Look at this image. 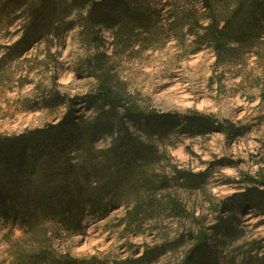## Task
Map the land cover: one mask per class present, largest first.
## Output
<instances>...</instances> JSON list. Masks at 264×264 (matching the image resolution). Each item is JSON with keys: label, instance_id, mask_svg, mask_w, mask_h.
Masks as SVG:
<instances>
[{"label": "rangeland", "instance_id": "1", "mask_svg": "<svg viewBox=\"0 0 264 264\" xmlns=\"http://www.w3.org/2000/svg\"><path fill=\"white\" fill-rule=\"evenodd\" d=\"M26 18L23 8L0 12V137L56 129L72 113L76 122L95 123L103 116L100 95L121 105L113 130L73 152L76 166L92 173L93 187L108 182L107 215L88 211L80 230L62 236L50 228L28 235L0 217V264L44 249L88 264H123L161 245L168 249L154 264H185L205 237L220 244L223 264H264V209L237 207L251 190L264 192V38L221 60L185 31L117 53L110 31L103 30L100 45L75 27L63 39L47 36L22 57L4 59ZM127 109L172 117L177 126L148 135ZM193 116L213 123L192 133L185 124ZM126 131L157 153L114 192L120 169L111 149ZM223 223L235 228L231 236L220 230Z\"/></svg>", "mask_w": 264, "mask_h": 264}, {"label": "trees", "instance_id": "2", "mask_svg": "<svg viewBox=\"0 0 264 264\" xmlns=\"http://www.w3.org/2000/svg\"><path fill=\"white\" fill-rule=\"evenodd\" d=\"M22 8L27 20L19 40L8 47L4 59L22 57L47 36L63 39L75 27L81 28L88 42L96 35L100 45L104 44L103 30L110 31L116 52L123 53L135 44L150 48L159 37L174 38L173 34L185 31L184 37L195 35L199 47H210L221 60L253 49L264 38V0H0L3 14ZM98 98L101 102L96 104L102 108L103 116L95 123L76 122L72 113L56 129L0 137L1 218L22 225L28 235L50 228L55 236H62L80 230L88 211L107 215L108 182L93 187L92 173L78 168L73 158L81 145L94 142L116 124L115 112L121 102L108 95ZM107 105L112 109L105 111ZM127 115L148 135H166L177 126L169 116L130 110ZM211 123L202 116L188 117L185 129L202 132ZM126 132L118 136L111 149L115 166L120 169L119 178L110 184L114 192H120L139 163H150L157 153L154 147ZM240 201L239 209L249 203L264 209V192L255 188ZM220 230L231 236L235 228L223 223ZM167 249L161 245L135 261L122 263L154 264ZM220 250V244H210L205 237L191 250L185 264H223ZM16 256L17 264H88L59 258L49 249Z\"/></svg>", "mask_w": 264, "mask_h": 264}]
</instances>
